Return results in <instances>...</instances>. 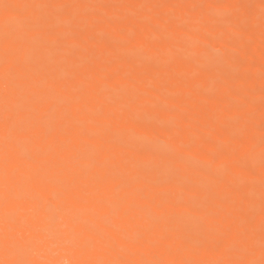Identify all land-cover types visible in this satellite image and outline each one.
Segmentation results:
<instances>
[{"label": "bare ground", "instance_id": "bare-ground-1", "mask_svg": "<svg viewBox=\"0 0 264 264\" xmlns=\"http://www.w3.org/2000/svg\"><path fill=\"white\" fill-rule=\"evenodd\" d=\"M24 4L75 7L21 8L14 13L6 12L4 7ZM194 4L221 7L193 12L187 6ZM231 5L246 7H222ZM225 11H231L242 22L251 15L255 22L247 32L235 30L220 36V29L209 22V17ZM68 13L76 18L78 26L68 28L64 24ZM260 14V0H0V122L6 108L23 119L33 95L44 91L53 81L78 87L90 79L95 85V93L89 95L86 105L73 103L57 109L53 123L64 125L65 135L48 136L45 128L39 130L35 140L39 154L32 166L39 168L41 174H54L60 182L90 191L98 175L92 162L102 149V155L108 157L109 170L121 174L120 181L125 187L120 195L143 193L147 201L129 195V202L138 206L151 204L158 217L154 222L135 214L117 217L106 209L105 220L94 222L87 211L76 208L73 214L79 213L81 224L95 223L100 228L119 224L128 239L119 241L116 251L111 253L89 254L61 246L54 257L44 252L43 258L149 262L225 259L228 257L223 249L200 247L189 239L202 230L216 233L222 229L220 217L208 216L214 209H220L221 216L233 218L234 231L247 227H241L244 213L254 216L255 256L259 258L264 162V36ZM12 15L16 25L38 16L48 18V24L33 33L34 41L20 53L19 70L6 79L3 41L5 21ZM170 16L175 17V23H169ZM101 17L112 18L114 23H96ZM181 24H187L186 33L181 31ZM156 25L172 39H161V33L152 30ZM140 27L152 41L151 50L146 51L136 42L113 52L100 47L93 49L91 41H86L87 37H95L97 41L104 36L118 38ZM65 32L76 35L79 48L57 49L53 37ZM182 36L186 38L177 43ZM240 59L245 62L239 64ZM128 105L135 109L138 119L165 121L168 131L158 125L140 126L132 121L114 120L110 128L122 138L121 145H112L108 137L82 139L74 135L73 121H86L97 111ZM240 105L244 107L238 111ZM41 117L49 119L45 110H41ZM225 128L242 129L246 134V142L236 156L230 155L232 145L224 134ZM217 143L225 145V153L213 157L210 153ZM3 146L0 130V159ZM237 157L246 160L254 176L236 166ZM23 166L25 171L16 178L18 184L29 182L28 165ZM205 168L211 172L202 171ZM56 191L55 187H49L47 203L35 220L31 213L26 217L39 229L33 235L45 241L44 248L49 243L45 216L53 214L58 203ZM118 202L113 200V204ZM21 206L29 207L25 202ZM65 222L70 230L67 218ZM2 224L0 217V227ZM141 236L155 241V246L137 243ZM28 238L26 233L25 239Z\"/></svg>", "mask_w": 264, "mask_h": 264}, {"label": "snow or ice", "instance_id": "snow-or-ice-1", "mask_svg": "<svg viewBox=\"0 0 264 264\" xmlns=\"http://www.w3.org/2000/svg\"><path fill=\"white\" fill-rule=\"evenodd\" d=\"M6 12H15L21 8H61L70 9L75 7L68 4H47V5H5ZM156 7H163L157 5ZM193 12L197 9H211L221 7L217 5H190ZM226 8H244V5L222 6ZM251 7V6H247ZM260 27L264 36V0H260ZM15 15L8 17L5 21L7 29L3 41V63L5 66L4 75L7 79L17 72L20 68V53L35 39L33 33L44 29L48 24V18L38 16L15 24ZM123 23V21H119ZM175 17H169V23H175ZM209 22L220 29L219 35L230 34L235 30L241 33L247 32L248 28L255 22V18L249 15L244 22L239 17H233L231 11H225L220 15L212 14ZM96 23H114L112 18L101 17ZM64 24L68 28L79 22L71 13L65 16ZM182 32H187V24H181ZM153 31L161 33V39L169 40L171 37L164 34L159 25L153 26ZM186 37L177 39V43ZM71 41V43H67ZM86 41H91L93 49L100 47L103 50L118 51L129 43H140L142 48L152 49V41L145 35L143 27L130 30L127 34L120 35L118 38L104 36L99 41L95 37H87ZM53 43L58 50H75L80 44L73 32H65L62 36L53 37ZM114 75H119L118 73ZM186 86L187 83H186ZM76 93V95H72ZM95 93V85L92 80L82 82L78 87L67 83H57L53 81L47 85L44 91L33 95L26 108L27 115L23 119L18 118V113L5 109V116L0 122V130L3 132V156L0 159V175L3 180L0 182V217L3 224L0 227V264H264V162L261 171V206L259 224V258L255 256V232L254 216L243 214L241 227L243 230L233 229V218L231 216H221L220 209H214L208 213L209 218L220 217L218 221L223 227L213 233L209 230L191 236L190 242H195L200 247L211 245L216 249H223L228 258L212 261H177V260H157V261H131L121 259H76L65 261L55 258H43L44 252L49 256L56 255V249L61 246L78 249L89 254H106L116 251L118 242L128 239V234L121 229L119 224H112L107 228L97 227L95 223L81 224L79 213L73 214V210L79 208L87 211L92 220L104 221L105 210H110L113 216L127 217L131 214L144 216L150 221H156L155 209L151 204L138 206L129 202V195L135 199L147 201V196L141 192H133L121 196L120 193L125 185L120 181L121 174L115 169L109 170L108 157L102 155V149L97 158L93 160L92 166L98 170L94 186L89 191L79 188L67 182L58 181L54 174H41L39 168L33 167L35 156L39 154V149L35 145V140L41 128L46 129L48 136H63L66 134L64 125L57 126L53 123L57 109L62 105H86L89 95ZM264 106V104H262ZM243 105L237 106V110L243 109ZM41 110H45L49 119L41 117ZM114 120L132 121L140 126L158 125L163 131H168L166 122L160 119L141 120L137 118L135 109L131 106H124L117 110L97 111L91 119L86 121L75 120L72 124L74 135L82 139L94 137H108L112 145H121L122 138L115 136L110 128V123ZM264 132V125H262ZM224 134L229 138L232 148L231 156H236L240 148L246 142V134L242 129H224ZM207 142L206 140L204 141ZM264 144V137H262ZM31 146V147H29ZM225 153V145L217 143L211 151L215 157ZM236 166L247 169L250 176H254V170L248 168L247 162L243 157H237ZM28 165L29 182L18 184L17 177L25 169L23 165ZM207 173L210 168L202 169ZM179 179V177H176ZM223 182V181H221ZM57 189L58 203L51 215L45 216L49 225L47 247L44 248L45 241L38 239L33 233L39 229L28 222L26 217L31 213L33 219L38 216L42 207L47 203L46 194L49 187ZM119 202L113 204V200ZM21 202L29 205L27 209L21 206ZM86 205H91L85 208ZM23 218V219H22ZM71 229L68 230V223ZM29 238L25 239V234ZM137 243L150 244L155 246V241L145 239L142 236L137 238ZM44 248L42 252L41 249ZM40 257V258H31Z\"/></svg>", "mask_w": 264, "mask_h": 264}, {"label": "rangeland", "instance_id": "rangeland-1", "mask_svg": "<svg viewBox=\"0 0 264 264\" xmlns=\"http://www.w3.org/2000/svg\"><path fill=\"white\" fill-rule=\"evenodd\" d=\"M243 45H245V43H243ZM239 46H241V47H242V45H241V44H240ZM240 60H241V61H240ZM240 60H239V61H240V62H239V64H241V63H242V60L244 61V59H240ZM244 62H245V61H244ZM244 62H243V63H244ZM243 63H242V64H243ZM193 175H194V172H193ZM193 175L191 174V177H193ZM245 183H247V180L245 181Z\"/></svg>", "mask_w": 264, "mask_h": 264}]
</instances>
